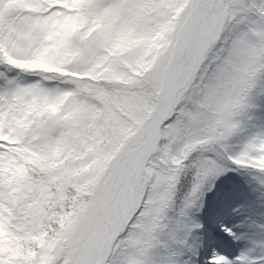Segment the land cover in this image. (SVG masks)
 <instances>
[{"label": "snow or ice", "instance_id": "obj_1", "mask_svg": "<svg viewBox=\"0 0 264 264\" xmlns=\"http://www.w3.org/2000/svg\"><path fill=\"white\" fill-rule=\"evenodd\" d=\"M229 173L264 205V0H0V264H264L194 218Z\"/></svg>", "mask_w": 264, "mask_h": 264}, {"label": "rangeland", "instance_id": "obj_2", "mask_svg": "<svg viewBox=\"0 0 264 264\" xmlns=\"http://www.w3.org/2000/svg\"><path fill=\"white\" fill-rule=\"evenodd\" d=\"M217 184L220 188L223 186V189L216 193ZM184 191L180 194L182 195ZM204 203L203 212L194 213V218L205 225L204 234L210 239H214L227 251H233V245L242 247L247 243V240L233 241L230 245L225 241L224 234L220 232L219 225L223 223L237 225L240 226L235 229L238 232H248L247 227L242 226V221L248 218L260 222L261 216H264V205L259 204L251 196L247 187L240 184L234 173L221 177L216 182L213 192L205 196ZM234 209H238V211H233Z\"/></svg>", "mask_w": 264, "mask_h": 264}, {"label": "trees", "instance_id": "obj_3", "mask_svg": "<svg viewBox=\"0 0 264 264\" xmlns=\"http://www.w3.org/2000/svg\"><path fill=\"white\" fill-rule=\"evenodd\" d=\"M186 187H187V181H185V182L182 184L180 193H181L182 191L186 190Z\"/></svg>", "mask_w": 264, "mask_h": 264}]
</instances>
